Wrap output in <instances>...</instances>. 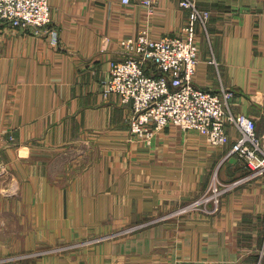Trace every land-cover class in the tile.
Segmentation results:
<instances>
[{"label":"crops","instance_id":"obj_1","mask_svg":"<svg viewBox=\"0 0 264 264\" xmlns=\"http://www.w3.org/2000/svg\"><path fill=\"white\" fill-rule=\"evenodd\" d=\"M196 2L210 17L196 25L195 85L234 90L233 111L264 134V0ZM50 8L38 31L0 23V168L9 170L0 232L27 235L18 246L0 240V264H264V172L229 154L238 128L228 125L222 146L173 124L148 140L132 133L131 107L103 94L112 62L127 55L122 39L182 32L189 11L180 0ZM214 175L238 180L219 204L205 200ZM148 220L158 221L134 230ZM84 235L108 239L58 246Z\"/></svg>","mask_w":264,"mask_h":264},{"label":"built area","instance_id":"obj_2","mask_svg":"<svg viewBox=\"0 0 264 264\" xmlns=\"http://www.w3.org/2000/svg\"><path fill=\"white\" fill-rule=\"evenodd\" d=\"M158 0H142L153 8ZM130 5L132 0H121ZM189 11L187 24L180 34L155 38L142 31L121 41L127 53L113 61L110 77L104 81L105 96L117 94L131 107L132 133L150 140L155 132L173 124L183 130H196L213 146L230 141L228 125L240 131L229 154L245 158L255 174L264 172V134L257 132L255 118L232 109L235 92L223 85L219 90L197 87L194 76L199 63L196 25L207 28L210 11L196 0H180ZM52 20L50 0H0V23L23 30L38 31ZM215 62V59H213ZM223 188L213 181L205 200L220 202Z\"/></svg>","mask_w":264,"mask_h":264},{"label":"rangeland","instance_id":"obj_3","mask_svg":"<svg viewBox=\"0 0 264 264\" xmlns=\"http://www.w3.org/2000/svg\"><path fill=\"white\" fill-rule=\"evenodd\" d=\"M104 94V93H103ZM8 169H7V167L6 166H2L1 168H0V176H4V177H7L8 178V176H7V173H8ZM253 173H254V171H252ZM263 173V172H262ZM262 173H257V174H262ZM255 174V173H254ZM215 180H217V183H218V185L219 186H221V188H223V187H225L226 185H229V186H231V185H234V184H237L238 182V180H235V181H233V182H229V184H221V181L220 180H218V178H217V175H214V176H212V178H211V181H215ZM210 181V182H211ZM221 195L222 194H220V196H219V198L221 197ZM195 202V201H194ZM214 204H216L215 202H214ZM168 219H165V220H160V221H162V222H164V221H167ZM150 220H148V222L146 221L145 223H140V224H137V225H134V227H136L134 230H138V229H141V227H142V229L143 228H145V227H148V226H151V225H153L154 223L156 224V221H158V220H153L154 222H149ZM13 222H14V220H13ZM25 226H27V225H25ZM140 227V228H139ZM132 228V227H131ZM18 229L19 228H17V227H15V230H17L18 231ZM7 230V229H6ZM6 230H1V232H0V240L1 241H9V242H12L14 245H20V243H25V241H26V238H27V235L25 234V235H17V234H10V232L9 231H6ZM134 230H132V231H134ZM12 231V230H11ZM128 231H131V230H128ZM118 235V234H117ZM116 235V236H117ZM116 236H113V237H116ZM101 237H104V238H101ZM119 237V236H118ZM118 237H116V238H118ZM108 239L106 236H92V235H84V236H80V237H77V238H73V239H70V238H67V239H64V241L63 242H59L58 243V246H65V248H68V249H72V248H70V247H74V249H81V248H87V246H90V247H93V245H94V242H98L99 240H97V239ZM116 238L115 239H113V240H116ZM95 239L97 240V241H95ZM102 244V243H101ZM73 249V250H74ZM96 260V259H95ZM84 262V263H83ZM83 262L81 263V264H86V263H88V258H86L85 257V259H83ZM92 263H93V259H92V261H91Z\"/></svg>","mask_w":264,"mask_h":264}]
</instances>
